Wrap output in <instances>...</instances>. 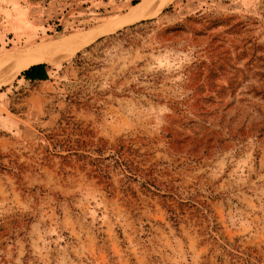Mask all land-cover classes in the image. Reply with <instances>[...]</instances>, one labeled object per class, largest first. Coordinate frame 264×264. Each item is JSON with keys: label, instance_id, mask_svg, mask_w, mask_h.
Returning a JSON list of instances; mask_svg holds the SVG:
<instances>
[{"label": "rangeland", "instance_id": "1", "mask_svg": "<svg viewBox=\"0 0 264 264\" xmlns=\"http://www.w3.org/2000/svg\"><path fill=\"white\" fill-rule=\"evenodd\" d=\"M130 1L0 0V66L152 11L0 68V264H264V0Z\"/></svg>", "mask_w": 264, "mask_h": 264}, {"label": "bare ground", "instance_id": "2", "mask_svg": "<svg viewBox=\"0 0 264 264\" xmlns=\"http://www.w3.org/2000/svg\"><path fill=\"white\" fill-rule=\"evenodd\" d=\"M166 1L167 0H163V2L160 3L158 0H155L156 2L155 4L164 6ZM151 12L152 11L147 10L145 8H139L128 19L118 22V23L108 24V25L98 27L96 29H93L91 32H89L88 34L84 36H78V37L74 36V38L68 41L58 43V44L39 46L35 49L26 50L25 52H22L18 56L16 55V57L12 58L10 60V63L5 66L7 67L13 66L14 67L13 75L19 76L21 72L27 70L31 66L42 64V63H49L50 61L56 59L57 57L59 58L60 55L73 54L79 49L89 45L90 43L98 39L99 37L112 33L125 24H131L140 19L143 20V18L147 17ZM5 66L4 65L2 66L1 64L0 68L5 67Z\"/></svg>", "mask_w": 264, "mask_h": 264}, {"label": "trees", "instance_id": "3", "mask_svg": "<svg viewBox=\"0 0 264 264\" xmlns=\"http://www.w3.org/2000/svg\"><path fill=\"white\" fill-rule=\"evenodd\" d=\"M138 0H131L130 6L137 5ZM151 21V20H148ZM145 22H139L138 24L130 26L128 29L134 28L136 25L143 24ZM61 27L59 26L57 28V31H59ZM117 34H121V31L117 32ZM47 65L46 64H37L34 66H31L27 70L21 72L19 77H22L24 80L29 82H45L48 80V73L46 70Z\"/></svg>", "mask_w": 264, "mask_h": 264}]
</instances>
